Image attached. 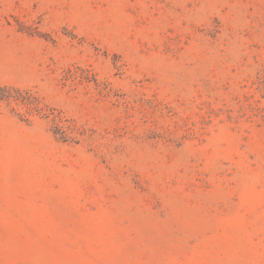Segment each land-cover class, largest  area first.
I'll return each instance as SVG.
<instances>
[{"label":"rangeland","instance_id":"rangeland-1","mask_svg":"<svg viewBox=\"0 0 264 264\" xmlns=\"http://www.w3.org/2000/svg\"><path fill=\"white\" fill-rule=\"evenodd\" d=\"M1 1L0 264H264V0Z\"/></svg>","mask_w":264,"mask_h":264},{"label":"crops","instance_id":"crops-1","mask_svg":"<svg viewBox=\"0 0 264 264\" xmlns=\"http://www.w3.org/2000/svg\"><path fill=\"white\" fill-rule=\"evenodd\" d=\"M2 1L0 0V6ZM0 20H1V14H0ZM1 29H0V60H1ZM30 44L32 47H35L32 50V63L31 68L36 70L38 69V66L41 65L44 62H47V53L44 51L43 48H45L41 41L39 40H30ZM1 83V82H0Z\"/></svg>","mask_w":264,"mask_h":264}]
</instances>
